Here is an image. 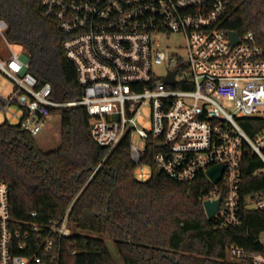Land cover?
Segmentation results:
<instances>
[{
	"label": "built area",
	"instance_id": "2783aa9c",
	"mask_svg": "<svg viewBox=\"0 0 264 264\" xmlns=\"http://www.w3.org/2000/svg\"><path fill=\"white\" fill-rule=\"evenodd\" d=\"M40 3L65 36L62 49L76 68L82 94L76 101L53 100L50 85L39 86L22 53L10 49L7 23L0 18V38L8 46L0 71L13 82L0 108L18 106L19 113L8 114L13 123L34 137L55 110L84 106L98 145L110 151L128 136L138 179L150 175L143 157L151 146L155 167L169 178L192 181L203 172L211 186L199 196L201 204L220 200L211 218L215 228L240 226L243 212L264 211V191L240 193L243 155L250 151L264 165V127L250 135L237 121L264 118V49L250 31L237 33L238 42L231 43L221 26L225 0ZM217 164L224 168L213 183L206 170ZM252 174L261 176L264 166ZM73 232L67 212L45 223L13 219L8 185L0 181V264H60L63 241ZM258 241L261 249L253 251L229 245L226 258L264 264V231Z\"/></svg>",
	"mask_w": 264,
	"mask_h": 264
},
{
	"label": "trees",
	"instance_id": "16d2710c",
	"mask_svg": "<svg viewBox=\"0 0 264 264\" xmlns=\"http://www.w3.org/2000/svg\"><path fill=\"white\" fill-rule=\"evenodd\" d=\"M225 2L222 28L240 36L250 31L264 49V0ZM0 18L7 23V42L23 48L38 85L48 83L55 101L78 100L82 88L62 49L65 36L44 15L40 0H0ZM59 111L58 145L49 150L40 149L19 123H0V181L8 185L15 220L60 221L67 212L74 232L63 241L60 264H116L102 236L112 241L121 264H245L227 259L226 247L261 249L264 211H245L240 226L217 229L199 200L211 186L203 172L175 181L157 170L151 146L143 157L150 175L138 179L128 136L107 151L92 139L84 106ZM237 121L250 135L264 127L262 117ZM262 166L250 151L243 155L241 195L264 191V174H252Z\"/></svg>",
	"mask_w": 264,
	"mask_h": 264
},
{
	"label": "rangeland",
	"instance_id": "374dc122",
	"mask_svg": "<svg viewBox=\"0 0 264 264\" xmlns=\"http://www.w3.org/2000/svg\"><path fill=\"white\" fill-rule=\"evenodd\" d=\"M10 49L16 51L17 53H22L23 48L20 45L9 44ZM8 54V46L3 39L0 38V59H5ZM13 90V82L2 72L0 71V99L7 100ZM19 113V108L17 105L11 103L7 106L5 110L0 109V123L7 119L11 122L12 118L8 116L10 112ZM59 128H60V111L55 110L46 125L43 127V130L34 136L35 142L38 147L42 150H49L55 148L58 145L59 141ZM134 143L138 146H141V140L137 135L134 136ZM262 197H264V192H262ZM106 240L108 249L111 252L112 257L114 258L116 264H121L120 258L115 251L114 245L111 240L102 236Z\"/></svg>",
	"mask_w": 264,
	"mask_h": 264
},
{
	"label": "water",
	"instance_id": "95a60500",
	"mask_svg": "<svg viewBox=\"0 0 264 264\" xmlns=\"http://www.w3.org/2000/svg\"><path fill=\"white\" fill-rule=\"evenodd\" d=\"M228 35L232 44L238 42V34L236 32L231 31L229 32ZM173 73L166 78L167 82H172ZM223 168H224V164H217L211 166L206 170V175L213 183H215L220 179ZM219 203H220L219 199L213 201L206 200L202 203L207 219L211 220V218L213 217V215L215 214V212L219 207Z\"/></svg>",
	"mask_w": 264,
	"mask_h": 264
},
{
	"label": "crops",
	"instance_id": "0c3cea01",
	"mask_svg": "<svg viewBox=\"0 0 264 264\" xmlns=\"http://www.w3.org/2000/svg\"><path fill=\"white\" fill-rule=\"evenodd\" d=\"M0 104H3V102H2V100L0 99ZM0 109H2V108H0ZM12 112H14V111H12ZM12 122V121H11Z\"/></svg>",
	"mask_w": 264,
	"mask_h": 264
}]
</instances>
